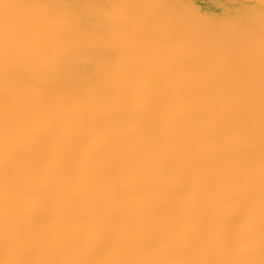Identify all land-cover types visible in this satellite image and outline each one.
<instances>
[{"label":"snow or ice","instance_id":"snow-or-ice-1","mask_svg":"<svg viewBox=\"0 0 264 264\" xmlns=\"http://www.w3.org/2000/svg\"><path fill=\"white\" fill-rule=\"evenodd\" d=\"M0 264H264V0H0Z\"/></svg>","mask_w":264,"mask_h":264}]
</instances>
